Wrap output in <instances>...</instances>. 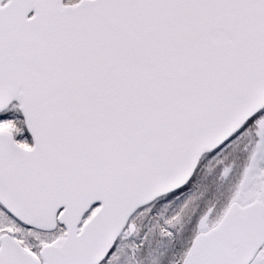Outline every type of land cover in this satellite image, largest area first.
Wrapping results in <instances>:
<instances>
[{
    "label": "snow or ice",
    "instance_id": "obj_1",
    "mask_svg": "<svg viewBox=\"0 0 264 264\" xmlns=\"http://www.w3.org/2000/svg\"><path fill=\"white\" fill-rule=\"evenodd\" d=\"M0 264H264V0H0Z\"/></svg>",
    "mask_w": 264,
    "mask_h": 264
}]
</instances>
